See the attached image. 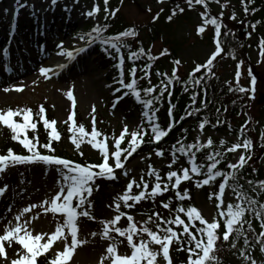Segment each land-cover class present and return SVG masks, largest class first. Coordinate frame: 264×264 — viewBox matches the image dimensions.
Here are the masks:
<instances>
[{"label":"snow or ice","instance_id":"1","mask_svg":"<svg viewBox=\"0 0 264 264\" xmlns=\"http://www.w3.org/2000/svg\"><path fill=\"white\" fill-rule=\"evenodd\" d=\"M61 0H50L49 7L55 8ZM163 2V0H158ZM189 9L199 5L204 8L200 12L202 23L197 27V34L202 35L207 26L214 27V50L211 52L207 60L203 64H196L195 68L189 73L188 79L185 81L179 75V66L181 61L179 59L174 61L176 67L173 68L171 74L157 73L166 79H161L158 84L153 85L151 81L152 64H146L142 69V75L137 79V67L133 66L130 71V82L125 80V49H129L128 59L133 63L141 58L146 57L150 61L160 59V56L168 54V50L164 49L160 56L152 55L151 50H145L143 46L138 50H130L131 45L127 38H136L139 32L135 28L126 29L115 35H105L108 32L109 25L95 23V26L88 32L78 34V39L84 41L86 46L76 47L71 50L63 46V41L55 44L58 49V56L67 57L68 61H75L81 54L87 52L88 48L94 43L99 42L103 47L105 53L110 58L118 59L116 67L119 71V78L117 83L121 86L116 88V92L121 89H126L123 96L132 95L134 99L144 107L143 118L146 121L147 127L144 124H138L134 130H129L127 125H124L119 136L111 138L109 144V137L104 135L97 129V121L95 115L91 118V131L89 132L85 125L78 124L76 120V100L72 90H68L67 98L72 102V111L68 118L63 122L68 125V131L71 134L69 139L74 145L75 150L80 156L84 153L81 150L83 143H88L93 149L98 150L100 161L98 163H79L70 159H66L55 155L56 149L53 147V142L61 140V133L57 129V121L55 119L49 120L46 115V109L41 105L38 111L34 114L31 108H8L6 111L0 109V124L10 129L13 141H18L27 154H17L13 149H7L6 154H0V180H4L6 174L13 168L19 165H34L42 164L46 167L55 166L60 180L57 181L59 185L58 190L49 199L41 201L39 204L32 203L23 207L15 216L13 224L12 220L4 226L2 233H0V261L3 264H40L41 258L46 261V264H69L78 247L87 243L86 240L79 238L80 226L78 221L81 218H87L89 221H95L96 217L92 212L94 207L91 197L94 190H98L97 181L101 179L115 181L119 178L117 170L125 169V162L138 149L142 147L145 141V136H149L147 143L159 144L164 138L168 137L173 128L176 127L173 110L174 104H170L169 108V124L165 128L159 122L158 113L159 107H156L157 102H161L168 94L170 99L172 86L179 82L184 85L185 91L189 88L194 89L189 110L185 113L187 117H193L201 112V109L208 107L209 101V81L214 79L215 61L222 56L225 51L223 42L220 39L222 34L223 22L217 16L209 15L210 0H185ZM215 3L220 4V0H214ZM80 0H74V4H79ZM243 11L249 14L250 4H255V0H241ZM17 7L15 8V16H19L22 8H28L30 5L22 3L21 0H16ZM104 11L107 13L104 20L107 21L109 16L114 18L120 11L119 8L109 10V0H103ZM228 6V0L221 4L222 8ZM65 11H71V7H67ZM101 8L99 3H94L91 10L82 13L87 18L97 17ZM163 12V9L160 10ZM177 11L183 13L185 9L177 5L172 9L171 14L167 17L169 21L177 14ZM256 9L252 8L251 12ZM223 16V12L219 14ZM159 18V13L154 19ZM236 13L233 11L230 19L236 20ZM260 21L251 24L253 31L256 30ZM46 27V25H45ZM11 32H17V26L12 24ZM249 37L251 33L248 34ZM16 42L10 40L9 44L13 45ZM40 51L45 52V47L40 45ZM259 60L258 63H264V37H261L258 44ZM24 51H27L25 47ZM115 52L116 56L112 57ZM3 60L7 61L13 53L10 47H5L0 50ZM233 59H236L234 53H230ZM19 63V60H17ZM244 61L240 60L237 64V71L235 73L236 87L233 88L232 82L229 81V91H235L241 94L248 95L249 99L254 100L257 91V76L253 74L252 69H248L250 77V87L240 85L242 76V67ZM4 69L9 73L13 72V68L8 64L3 65ZM58 67L63 70L67 64H59ZM40 76L50 79V73L58 74L51 67L40 66L38 68ZM201 73V75H197ZM147 80L149 86L141 87L139 81ZM35 83V81L33 82ZM159 89V91H158ZM25 86L23 83L19 85H12L4 87L2 91L8 93L11 91L23 92ZM201 92L204 94V99L200 102L201 106H197V99ZM146 94V95H142ZM119 97L116 103L119 102ZM115 103L113 107H115ZM95 107L92 112L95 113ZM220 111L219 108L216 109ZM227 111V108L224 109ZM22 117V121L16 118ZM43 124L47 131V142L41 144L37 133L38 124ZM70 122V123H69ZM221 121L218 118L216 125H220ZM251 119L242 125L239 129V142L231 144L227 147V152L217 151L214 149V141L209 137L205 142L199 139L194 143L185 144L183 141H178L177 144L172 145V160L167 166L170 169L166 176L162 177L159 170L152 165H148L147 176L152 177L151 188L150 182L141 176L139 181L135 178H130L122 193L117 194L113 203L108 207L114 209L115 215L111 219L101 220L102 231L100 233L93 232L91 235L95 237L100 235L105 241H109L106 246L105 255L101 256L99 264H104L107 260L109 264H173L171 255L172 250L184 251L187 253V259L184 264H219V248L218 241L227 242L232 237L231 249H236L239 256L246 262V264H258V260L253 257L251 250L256 246L259 251L264 254V203L259 197L264 195V180L252 181L247 183L252 185V192L255 195H249L243 189V185L239 183V172L245 168L252 160L255 142L253 138L248 136L251 131L248 125L251 124ZM211 124V121L204 118L199 123V131L203 133L205 126ZM31 130L33 136L29 138L28 132ZM247 130V131H246ZM187 132V129H184ZM99 137V139H98ZM127 137V141H126ZM259 139L264 141V133L260 134ZM126 141V146L122 147V143ZM227 141L221 140L220 146L223 147ZM264 148V143L260 144ZM41 149L47 151L42 152ZM204 149H210L206 155L208 163L200 164L197 162V153ZM241 152L238 159L234 163H227L228 171L221 170L219 165L221 157L227 154H235ZM180 154L179 156L177 154ZM155 155L158 157L164 156L163 149H157ZM187 157L190 166L181 167L177 170H171L173 165L177 164L180 157ZM124 176H129L127 171L123 172ZM218 178V190L209 194V199L216 200V215L212 220H208L202 215L201 211L192 205L185 206L183 201L191 200L189 190L182 189L181 185L184 182H194L197 188L214 184ZM134 188L137 190L134 192ZM230 188L235 196V203H227L225 206L226 189ZM9 190V184L3 183L0 186V200L5 197ZM172 190L175 199L179 202L177 206L173 207L171 200H161V207L168 210L169 217L163 216L158 211H153L147 216V219L140 222L124 211V208L132 209L140 204L142 201H155L157 197L164 196L165 193ZM43 209L44 213L51 212L53 214H61L63 216V223H58L52 233L33 234L29 230L32 220L38 219V216L25 218V215L31 213L36 208ZM11 211V207L8 208ZM249 214L259 221L261 231L256 232L253 227V219H249ZM126 218L128 224L126 227H121L120 222ZM3 219V218H0ZM149 225H152L151 227ZM245 225L247 227H245ZM255 233L253 239L249 236ZM122 238V239H121ZM243 240L245 245L249 247H241L237 249V243ZM254 240V243H253ZM126 242L130 249V254H121L119 247ZM61 244L62 248L54 249V244ZM14 245H18L13 251V257L10 258L6 249H13ZM51 253V256L49 255ZM264 264V262H260Z\"/></svg>","mask_w":264,"mask_h":264},{"label":"rangeland","instance_id":"2","mask_svg":"<svg viewBox=\"0 0 264 264\" xmlns=\"http://www.w3.org/2000/svg\"><path fill=\"white\" fill-rule=\"evenodd\" d=\"M34 1L35 3L40 4L42 0ZM62 1L68 5L73 4L74 2V0H61V2ZM225 2L226 0H220V4L214 2L215 5L212 6V8L211 6L208 8L209 15L217 16L222 19L223 27L221 36L223 35V39H220L224 43V49L225 45H227L225 51L227 54L223 52L222 56L218 57L217 61L214 62V72L216 75L225 78L228 82L231 81L232 85L236 84L235 73L237 71V64L240 60H243L244 65L241 69L242 76L240 79V85L250 87V77L248 75L249 68H251L253 74L257 76L258 83L255 99H250L251 106H253V115L252 113L247 116L245 115L242 125L251 119L252 123L248 125L251 131L250 133L248 132V135L250 134V137L253 138L256 145L253 157L260 160L264 157V149L260 147V143L263 141L258 139L260 135L257 138L258 135H256L255 132L257 127L255 126L258 122L257 117H260L261 108H264V63H258L259 49H254L251 54L243 50V47L246 45L249 46V43H251L249 40L253 41V30L251 26L249 27L246 23L238 20V10L232 9L231 6H235L232 1L229 0L228 6L226 8H222L221 4H224ZM48 3L49 2H47V4ZM94 3H99L101 8L98 16L87 18L82 15L83 12L91 10V6ZM168 3H176L181 7L187 6L185 0H175V2L163 0L162 3L158 2V0H109L108 7L110 11L119 8L120 11L115 17H122L124 22L128 24L130 28H135L139 32L138 37L127 38L128 41L132 43L134 42L138 49L143 46L145 50L150 49L152 55L159 56L164 49L170 50V48L173 47L174 42H171V37L173 36L172 32L169 33L164 30L163 36L151 42L149 47H146L144 44L147 43L150 35L149 23L159 22L161 20V14L163 12L160 10L163 9L164 11V7ZM45 6L47 7V5ZM197 6L199 5L194 6L193 9ZM171 9H173V7ZM43 10L45 9H41V11ZM199 10L202 12L204 11V8L201 6ZM233 11L236 13V20L230 19ZM68 12L70 14V18H68V13L64 14L61 4H58L55 11L52 12L51 15H46V17L52 16L50 20L53 24L50 27L51 29L40 33L43 37H50V42H52L51 46L54 48V51L46 54V57L48 54L50 55L49 59L51 60L47 67L54 69L56 62L66 63L68 67L63 69L58 75L50 73V79L39 76L37 80H35V83L32 82L31 85L26 84L25 90L22 93L11 91L12 96L6 97L4 101L0 102V109L6 111L8 108H31L33 112H37L39 107L43 105L46 109L48 119H55L58 122L57 127H59L61 125H66L63 122L68 118L72 111V102L66 95L68 90H72L76 100L75 111L77 114L76 120L78 124L82 121L85 122L91 131V118L95 115L97 129L109 137L108 142L111 144V138L113 136H119L124 125H127L131 131L134 130L138 124H144V122L138 111L133 114H126V111L124 112L121 108H119V105L113 107L119 93L114 91L116 88L114 85H111L112 83L108 80L107 74H109L110 70H104L97 67L94 56H91L90 54V47L87 52L81 53L75 61L71 62L68 61L67 57L57 55L59 50L55 48V44L60 41H63V46L69 50L76 47L86 46L84 41H80L78 39V34L90 31L97 22L103 25L105 21L103 0H80V3L78 5L76 4L74 9ZM221 12H223L222 17L219 16ZM158 13L159 18L154 19ZM76 15L81 17L78 16V18H76ZM56 17H58V19H56ZM34 20L32 22H34ZM172 20L173 21L169 22L172 26H175V17H173ZM195 22V25L187 27L184 32L186 39L182 40V38H180L183 42V48L179 54L180 56L177 57L181 61L178 73L184 75L185 73L189 74V70L195 68L196 64H203V62L207 60L211 52L214 50L213 43L209 40L210 33L214 27L209 25L202 35H198L197 27L202 23L200 15L197 16ZM36 25L37 27H40L41 24L35 21L34 27ZM241 29H244L242 37L245 39L243 41L247 40L246 45H244L243 42H235L230 46V43L228 42V35L230 32L232 34H236ZM58 30L61 31L57 33ZM55 32L57 35L52 37ZM184 33L182 32L178 36H182ZM249 33H251L250 37L248 35ZM50 42L42 43L45 47V51L49 49ZM39 45H41V42L36 43V45L25 43L23 47H13L15 51L14 54H16V57L19 58L21 54L25 52V47L27 48V51L36 52L39 50ZM229 50L231 52H228ZM230 53L236 54V59H233ZM41 59L44 58H40L38 60L39 62L33 65L32 69H29L27 72L30 73V71L37 68V66L42 63ZM14 72H17L18 74L13 73L11 74V77L8 76L9 78L3 76L4 74L1 75V77L5 78L6 81L4 83H0V93H3L2 89L4 87H10L14 85L15 82L23 78V76H26L21 73V69H17ZM11 78L15 79L11 80ZM116 86H118V84H116ZM93 107L96 109L95 113L92 112ZM232 118H235L234 120L236 121H243V118H241L240 115H235L234 117L232 116ZM196 130V139L203 141L207 138L205 133H201L199 129ZM9 134H12L11 131L6 126L0 124V154H6L7 152V150L3 149L2 143L5 142V137ZM211 134L223 139H231L233 141L239 140L237 137L234 138L230 135H220L214 132ZM70 135L71 134H61V140L59 142L54 141L56 144H62L60 146L61 153L57 154V152H55L54 154L66 159L74 160L81 156L75 150L74 145L70 142ZM16 145L22 146L18 141H16ZM81 150L84 153L83 157H89L92 161L100 158L98 150L93 149L91 145L86 142L81 145ZM45 154H47V152ZM134 154L125 162L124 170H117L118 176L125 181L130 178H135L139 181L140 177L144 176L145 172L148 171V165L150 164H152L157 170H159L160 167L167 165L162 158H158V156L155 155V152L145 154L144 152L139 151L138 156L136 157H133ZM239 155L240 152L235 155L233 159L234 162L237 161ZM124 171H127L129 176H124ZM60 179L61 178L58 175L55 166L46 167L42 164L19 165L11 169L6 174L5 179L0 180V186H2L5 182L9 184L8 192L5 194V197L0 200V218H3L0 219V233H2L4 226L8 224L9 220H12L13 224L15 223L14 216L22 210L23 207L32 203L39 204L41 201L49 199L52 195H54L59 187L57 181ZM124 189L125 186L123 185L118 188L113 187L103 191V194H100V197L103 200L102 202L100 201L101 203L97 206L95 204L94 195L98 192L95 193L94 190L90 199L94 205L92 212L97 220L101 221L111 219L115 215L114 209H110L108 206L113 203L117 194L122 193ZM194 199L195 205L201 211L202 215H204V217L208 220H212L213 216L216 215L215 201L213 199H209L206 195L200 194L199 191L194 193ZM230 202L235 203V196L232 193V190L228 188L225 195V206ZM9 207H11V211H8ZM129 214H131L135 220L141 224L144 220H146L142 216L140 217L135 213L130 212ZM32 216H38V219L32 220L29 226V230L32 231L33 234H50L55 230L58 223H63L64 219L59 213H44L43 209L39 207L34 209L31 213L26 214L25 218H30ZM86 219L87 218H81L78 223L80 226L79 238L86 240L87 243L77 248L73 259L69 262V264H99L101 256L105 255L106 246L109 241L102 239L99 234L95 237L91 235L93 232L100 233L102 231V225L96 226V224H93V222ZM127 224L128 221L124 218L120 222L119 226L126 227ZM149 226L151 227L152 225ZM16 247L19 246L14 245L13 249H6L10 258H14L13 251ZM53 247L54 249L62 248V245L57 243L54 244ZM237 249L239 248L237 247ZM234 250L238 252L236 249ZM119 252L121 254H130V249L127 247H119ZM253 257L258 260V264H260V262H264V257H262L261 252L258 256L253 254ZM231 262H233V264H246L239 254L234 255V257L231 258ZM0 264H3V261H0ZM104 264H109V262L106 260Z\"/></svg>","mask_w":264,"mask_h":264},{"label":"trees","instance_id":"3","mask_svg":"<svg viewBox=\"0 0 264 264\" xmlns=\"http://www.w3.org/2000/svg\"><path fill=\"white\" fill-rule=\"evenodd\" d=\"M214 0H210L209 2V6H214ZM229 1V0H228ZM232 1V3L235 6H231L233 10H238L237 14H238V20L246 23L249 27L251 26L252 23H255L257 21H260L261 23L257 25V28L255 31H253L252 33V37L254 38L253 41L249 40L251 43H249V46L246 45V41L243 37L240 36L239 32H237L236 34H232L230 32V34L228 35V42L231 44L238 42V43H242L244 45H246L245 47H243V50L249 52V54L252 53V51L255 49H259L258 48V44H259V40L261 37H264V0H255V4H250L249 8H250V12L249 14H245V12L243 11V5L241 3V0H230ZM177 4L176 3H169L165 6L164 8V12L161 14L162 18L159 22H150L149 23V38L147 40V43L144 44L146 47H149L150 43L153 42L155 39L160 38L161 36H163V32L164 30H166V32H169L173 34V36L171 37V42L173 43V47L170 48V50H168V54L164 55V56H160V59L155 60V61H150L148 60L146 57L141 58L140 60H137L133 63V61L128 59V52L129 49H125V60H126V68L128 69L125 72V80L126 82H130V69L135 66L137 67L138 71H137V79L139 80V77L142 75V69L144 68V66L146 64H152V69H151V81L153 85H156L159 83V81L161 79H166L165 77H162L161 75H157V73H170V69L172 67V62L173 60L177 59V57L179 56L180 52L182 51L183 48V42L182 40L186 39L185 36V31L187 29V27L195 25V20L197 18V16L199 15V13L201 12L199 9L201 8V6H197L195 9H189L187 6H182L185 11L183 13H180L179 11H177V14L174 16L175 20L174 22H176L175 26H172V24L169 22V20L167 19V17L171 14L172 11V7L174 8ZM255 8L256 11L255 12H251V9ZM108 24L109 28H108V32L105 33V35H115L118 34L126 29H129L130 26H128V24H126L123 20L122 17H114L112 18L111 16H109V19L107 21H104L103 24ZM184 33L182 36H178L180 33ZM251 37V38H252ZM182 38V40L180 39ZM221 38L223 39V35L221 36ZM209 40L211 43H213L214 40V28L212 29L210 36H209ZM129 44L131 45V49L130 50H138V47L136 46V44L133 42L128 41ZM224 45V43H223ZM226 46L225 45V51H226ZM232 49V48H231ZM230 49V50H231ZM228 52H231V51ZM147 51V50H146ZM224 51V52H225ZM90 53H92L94 55V58L96 60L97 66L100 68H111L114 69V71H117V67L116 64L118 63V59L116 58H110V56L105 53L104 51V47L99 43H95L92 45L91 47V51ZM226 53V52H225ZM227 54V53H226ZM236 55V54H235ZM116 54L115 52L112 53V57H115ZM118 73L116 72V75H114V77L112 75V77L109 76V80L110 82H114V84H118L116 83L119 76H117ZM188 75L189 74H179V76L183 79V80H187L188 79ZM197 75H201V73H198ZM140 86L141 87H147L149 86L147 83V80H141L139 81ZM233 88L236 87V84L231 85ZM127 91L126 89H121V92L124 94V92ZM159 91V89H158ZM193 91H195L194 89L189 88L188 91H185L184 89V85L177 82L173 85V87L171 88V92L172 95L170 97V99L168 98V94H165V98L161 101V102H157L156 103V107L160 108V111L158 113L159 116V122L161 123V125L163 127H167L169 124V108H170V104H174L176 107L173 110V115L175 117V121H176V127L173 128V130L170 132L169 136L164 138L159 144L156 143H147V141L149 140V136H145V141L146 143H144L142 145V147L140 149L137 150V152L134 154L133 157L138 156V152H144L145 154H151L153 152H156L157 149H163L164 150V156L161 157L162 159L166 160L169 163H171L172 160V145L177 144L178 141H183L185 144H189V143H194L197 141V139L195 138V132H196V128L199 125L200 121L203 120L204 118H207L211 121V124L206 125L205 129H204V133L207 135L206 140L211 137L214 141V149L217 151H222V152H227V147L231 146V144L235 143V142H239L238 141H233L231 139H223L221 137L215 136L214 134L212 135L211 133L214 131L216 133H219L220 135H230L232 137H237V139L239 138V129L242 126L244 119H245V115H250V113H252L253 115V106H251V102L250 99L248 98V95L245 96V94H241L235 91H229V84L228 81L219 76V75H215L214 79H212L211 81H209V91H208V107L206 109L202 108L201 112L193 117H187L185 119H181L182 117H185V113L189 110V106L192 104L191 101V96ZM142 95H146L143 94ZM204 99V94L203 92H201L200 96L197 99V106H201L200 102ZM119 108H121L124 112L126 111V114H133L136 113V111L139 112L145 127H147L146 121L143 118V111L145 110L143 105H141L139 102H137L134 97L130 94L128 96H125L124 99L122 100V102L119 104ZM219 108L220 111L217 112L216 109ZM227 108V111L225 112L224 109ZM36 112H34L35 114ZM232 114V115H231ZM235 115H240L241 118H243L241 120H234L235 118H232V116L234 117ZM255 117V115H254ZM220 119L221 123L220 125H216V120ZM258 118V122L256 123L257 129H256V135L257 138L259 137V135L261 133H263L264 131V108H261L260 111V117ZM18 121H22V117H17L16 118ZM234 120V121H233ZM82 124L85 125L86 129L90 132V129L88 127L87 124H85V122H81ZM184 129H187V132L184 131ZM10 130V129H9ZM58 131L61 134H70L68 131V125H61L58 129ZM250 133V132H249ZM254 133V132H252ZM39 136V140L40 143H46L47 142V131L45 130V128L43 127L42 122L38 124V128H37V133ZM11 135L9 134L5 140V142L2 143V147L3 149L7 150L9 148L13 149V151L17 154H27V151L25 149H23L22 146L16 145V141H13L11 139ZM29 138H31L33 136V132L31 130H29L28 132ZM250 136V134L248 135ZM259 139V138H258ZM206 140H204L203 142L206 143ZM221 140H225L227 141V144L223 147L220 146V141ZM127 141V139H126ZM126 141L124 142V146H126ZM264 143V141L262 142ZM261 144V143H260ZM62 144H56L53 142V147L56 149L55 152L61 153L60 152V146ZM177 146H179L177 144ZM264 149V148H263ZM42 152H47L44 149H41ZM212 150L210 149H204L201 150L200 152L197 153V162L200 164H206L208 163L206 160V155ZM178 156L180 155L179 153L177 154ZM235 154H227L226 158L225 157H221V163L219 165V168L221 170L224 171H228V169L226 168V162L227 163H234L233 159L235 157ZM130 158V157H129ZM78 160L79 163H98L100 161V158L92 161L91 159H89V157L86 156H81L76 158ZM152 165V164H150ZM153 166V165H152ZM190 166L188 164L187 161V157H183L181 156L178 163L173 165L171 170H177L178 168L181 167H187ZM170 169L168 168V166H163L160 167L159 172L161 174L162 177L166 176V173L169 171ZM147 172H145V179L148 180L150 182V188H151V181L153 180L152 177L147 176ZM252 180V181H260V180H264V157L263 159H256V158H252V160L248 163V165L245 166V168L243 170H241L239 172V183L241 185H243V189L245 191H247L249 193V195H255V193L252 192V185H249L247 183V181ZM129 179L127 181L123 180L121 177H119L117 180L115 181H111V180H106V179H101L99 181H97L98 184V190H95V193L98 192L96 195H94V200H95V204L96 206L102 202L103 199H101L100 194H103V191L109 189V188H113V187H120V186H126V184L128 183ZM220 182V179L218 178V180L211 185H207L204 186L203 188H197L195 186L194 182H184L181 185L182 189H187L190 192L191 195V200H185L183 201V204L185 206L187 205H192L195 206V199H194V193L196 191H199L200 194L206 195L209 198V194L211 192H215L218 190V183ZM137 191L136 189H134V192ZM259 199L261 200L262 203H264V195H261L259 197ZM161 200L163 201H168L171 200L173 203V207L177 206V204L179 203L175 197H174V192L172 190H170L169 192L165 193L164 196L162 197H157L155 201H151V200H145L142 201L140 204H138L136 207L132 208V209H127L124 208L125 211H127L128 213H135L137 215H139L140 217L142 216L144 219H147V216L150 215L153 211H158L160 212L163 216L165 217H169L170 213L168 212V210H165L161 207ZM213 200H215V198H213ZM101 201V202H100ZM249 219H253V227L256 229V232L261 231L260 227H259V221H256L250 214L248 216ZM88 220V219H86ZM93 222V224H96V226H100L101 223L99 220H95V221H91ZM245 227H247L245 225ZM255 235V233H252L249 236V239L252 240L253 236ZM122 239V238H121ZM232 242V237H230L229 241L225 242L222 240L218 241V248L220 249L218 252V256L220 258L219 260V264H233V262H231V258L234 257V255H237L238 252H236L234 249H231L230 245ZM254 243V240H253ZM120 247H127L126 242L124 244H121ZM237 247L241 248H247L249 247L248 245H245L243 240L241 239L238 243H237ZM128 248V247H127ZM126 251V250H125ZM236 252V253H235ZM252 255H260V251H259V247L256 246L254 249L251 250ZM50 255V254H49ZM172 258H173V264H184V262L187 259V253L184 251H176L175 248L172 250L171 252ZM262 257H264V254H262ZM40 264H46V261L41 258L40 260Z\"/></svg>","mask_w":264,"mask_h":264},{"label":"bare ground","instance_id":"4","mask_svg":"<svg viewBox=\"0 0 264 264\" xmlns=\"http://www.w3.org/2000/svg\"><path fill=\"white\" fill-rule=\"evenodd\" d=\"M47 2H50V0H42L40 2L39 7L41 9H45V7H46L45 5L47 4ZM61 6L62 7L65 6V9L67 7H71V9L74 8V6L72 4L68 5L65 2L64 3L62 2ZM40 12H41V10H40ZM0 14L2 15V8H0ZM78 16L79 15H76V18H78ZM39 17H40V20L42 21L43 24H45L46 21H48V23H52V21H50L52 16L44 17L41 13H39ZM79 17H81V16H79ZM4 18L6 19L7 22L12 21L11 19H9V17L8 18L4 17ZM56 19H58V17H56ZM14 21H15V23H18L20 21L19 24H15L17 26V32L15 34H13L11 32V28H10V30L9 29L7 30L6 22L4 20L0 19V50H2L5 47H10V49L13 53V56L7 61L3 60L2 54H0V83H4L6 81L5 78L1 77V75L4 74L3 76L9 78L12 76L11 74H13V73L18 74L17 72H14V71H16L17 69H21V71H22L21 73L23 75H26V76H23V78L20 79V80L23 79L22 81L18 80L20 82L17 81L14 84L19 85V84L23 83L24 86H26V84L31 85L32 82L37 80V78L40 76L38 73V68L40 66L47 67L49 65V62L51 61L49 59L50 55L48 54L46 57V54L48 52L51 53V51H54V48L51 46L52 42H50V40H51V39H49L50 37H47V36L43 37L42 34H40V33H42V29L41 28H39V29L34 28V24H33V22H31L30 18L24 16L23 18H19V20H14ZM60 31L61 30H58L57 33H59ZM55 35H57L56 32L53 33L52 37H54ZM10 40H14L16 43L13 45H10L9 44ZM40 42H41V45H43L42 43H44V42L45 43L50 42L49 49L46 50L45 52H41L40 47H39V50H37L36 52H34V51L23 52V54H21V56L19 58H17L16 54H14L15 51H14L13 47H15V48L23 47V45L25 43L36 45V43H40ZM35 49H36V47H35ZM40 58H44V59H41L42 63L39 66H37V68L30 71V73H28L27 71H29V69H32L33 65H35L37 62H39L38 60ZM17 60H19V63H17ZM59 63L60 62L55 63L54 71L56 73H57L56 69L58 68ZM4 64H8L9 66H11L13 68V72L9 73L8 71H6L3 67ZM58 71H62V70H60V68H58ZM15 78H11V80H14ZM9 96H12L11 92L0 93V102L4 101L5 98L9 97Z\"/></svg>","mask_w":264,"mask_h":264},{"label":"water","instance_id":"5","mask_svg":"<svg viewBox=\"0 0 264 264\" xmlns=\"http://www.w3.org/2000/svg\"><path fill=\"white\" fill-rule=\"evenodd\" d=\"M172 1H175V0H172Z\"/></svg>","mask_w":264,"mask_h":264}]
</instances>
